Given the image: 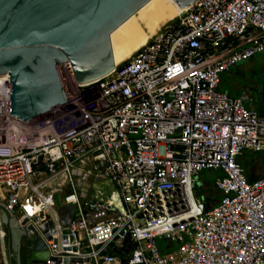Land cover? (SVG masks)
<instances>
[{"label": "built area", "instance_id": "obj_1", "mask_svg": "<svg viewBox=\"0 0 264 264\" xmlns=\"http://www.w3.org/2000/svg\"><path fill=\"white\" fill-rule=\"evenodd\" d=\"M263 51L264 0H196L103 78L77 86L58 66L66 102L30 121L10 116L0 75V203L41 237L43 264H264V176L239 163L264 152V113L217 90ZM203 170L222 173L208 210L193 194ZM99 180L112 189L94 192ZM0 248L8 264L1 222Z\"/></svg>", "mask_w": 264, "mask_h": 264}, {"label": "water", "instance_id": "obj_2", "mask_svg": "<svg viewBox=\"0 0 264 264\" xmlns=\"http://www.w3.org/2000/svg\"><path fill=\"white\" fill-rule=\"evenodd\" d=\"M148 1L0 0V75L9 77L10 116L30 121L64 104L66 96L57 71L63 63H69L77 86L112 72L110 34ZM195 1L174 0L180 9ZM0 222L6 231L8 264L46 261L49 252L41 237L32 233V227L20 226L2 203ZM124 244L121 251L128 254L132 249L128 235ZM51 260L60 262L59 258Z\"/></svg>", "mask_w": 264, "mask_h": 264}, {"label": "rangeland", "instance_id": "obj_3", "mask_svg": "<svg viewBox=\"0 0 264 264\" xmlns=\"http://www.w3.org/2000/svg\"><path fill=\"white\" fill-rule=\"evenodd\" d=\"M260 76V80L256 83L254 81V76L251 73L247 74L246 81L243 79L242 84L248 86L249 91L251 92L247 100L242 101L245 108H248V103L251 101L253 104L260 100V94L264 85V73ZM246 82V83H245ZM243 89V85H242ZM219 92L225 93L230 97L236 96L239 92L238 80H235L227 76L226 73H221L219 75L218 89ZM238 90V91H237ZM234 98V97H233ZM245 156L241 161L242 172L247 178V180H255L264 176V152H245ZM243 154V155H244ZM222 173L219 170H203L194 178V189L193 194L195 199H200L201 201L206 202L208 205L212 204L213 206L217 205L216 202L220 200L221 195L218 191L214 189V182L217 178L221 177ZM254 177V179H250ZM97 189L100 190H110L111 184L105 183L101 180L97 181L93 187V191L96 192ZM109 193V191H107ZM55 209L60 215L61 219H67L72 215L73 208L72 206H66L63 201V194L59 195L55 201ZM156 245L159 251L162 253L172 252L179 245L176 243L171 249H166L167 243L163 239H156ZM5 260L1 254L0 248V264H4Z\"/></svg>", "mask_w": 264, "mask_h": 264}, {"label": "bare ground", "instance_id": "obj_4", "mask_svg": "<svg viewBox=\"0 0 264 264\" xmlns=\"http://www.w3.org/2000/svg\"><path fill=\"white\" fill-rule=\"evenodd\" d=\"M186 9H180L174 0H149L110 34L114 65L129 59L161 27Z\"/></svg>", "mask_w": 264, "mask_h": 264}, {"label": "crops", "instance_id": "obj_5", "mask_svg": "<svg viewBox=\"0 0 264 264\" xmlns=\"http://www.w3.org/2000/svg\"><path fill=\"white\" fill-rule=\"evenodd\" d=\"M226 73L227 76L235 80H238L239 85V92H237L236 96H233L234 98H240L242 101L247 100L248 96L250 95V91L248 86L246 84H242V80L244 79L246 81V75L251 73V75L254 76V81L258 83L257 81L260 80V74L262 75L264 73V54H258L246 61H243L241 63L236 64L235 66L231 67L229 70L223 72ZM247 82V81H246ZM245 82V83H246ZM243 85V89H242ZM238 91V90H237ZM260 100L253 104L251 101L248 103V108L251 111L256 112L257 114L264 113V85L263 89L260 94ZM245 154L239 159V163L241 164V161L243 160V157ZM250 179H254V177H250ZM67 219H62L64 223L68 222Z\"/></svg>", "mask_w": 264, "mask_h": 264}, {"label": "trees", "instance_id": "obj_6", "mask_svg": "<svg viewBox=\"0 0 264 264\" xmlns=\"http://www.w3.org/2000/svg\"><path fill=\"white\" fill-rule=\"evenodd\" d=\"M213 207V205L212 204H207V206H206V210H208V209H210V208H212Z\"/></svg>", "mask_w": 264, "mask_h": 264}, {"label": "flooded vegetation", "instance_id": "obj_7", "mask_svg": "<svg viewBox=\"0 0 264 264\" xmlns=\"http://www.w3.org/2000/svg\"><path fill=\"white\" fill-rule=\"evenodd\" d=\"M22 254L25 256L26 255V250L22 247Z\"/></svg>", "mask_w": 264, "mask_h": 264}]
</instances>
